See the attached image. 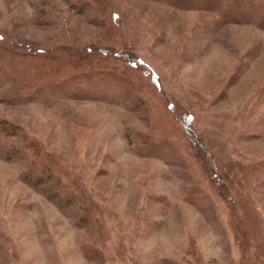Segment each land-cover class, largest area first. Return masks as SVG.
<instances>
[{"label":"rangeland","instance_id":"1","mask_svg":"<svg viewBox=\"0 0 264 264\" xmlns=\"http://www.w3.org/2000/svg\"><path fill=\"white\" fill-rule=\"evenodd\" d=\"M173 1L0 0V264H264V0Z\"/></svg>","mask_w":264,"mask_h":264},{"label":"trees","instance_id":"2","mask_svg":"<svg viewBox=\"0 0 264 264\" xmlns=\"http://www.w3.org/2000/svg\"><path fill=\"white\" fill-rule=\"evenodd\" d=\"M85 1L86 0H71V2H73L74 4L76 3V7L78 5L77 8H80L79 6L84 7L85 6ZM175 1L178 2L181 5H183V3L185 5V1L186 0H174L173 2H175ZM208 1H209V3L211 2V5H215L216 8L219 9L218 11L220 12V14H222L221 15L222 18H225V21H228L230 19H236L234 14H232V15L228 14V10H229L230 4L232 2L233 3H237L240 0H232L231 2L228 1L227 4L224 6V8H221L222 2H220V4H217V5L215 4V2L218 1V0H208ZM251 6H252V2H251ZM211 8H212V6H211ZM111 15H112L111 16L112 19L117 18V16H118V14L116 12H113ZM263 20L260 22L262 26H264ZM0 36H1V34H0ZM102 50H103V53H105V54L109 53V51L107 49H102ZM114 55H115L116 58L117 57L118 58H123V57L127 56V55H123L120 51H116L114 53ZM92 60H93V58H92ZM125 61H127V63L133 68H136L138 65H140L138 63H141L139 58H134V57H131V58L126 57ZM87 66H90V67H88V68H86L84 70L76 71V72L70 71L69 73L64 75L62 78H58L56 80H53V82H51V84H54V85H49V86H52V88L54 87L55 91L59 92L64 86L68 85L69 82H77V81H82V80L89 79V78H91L93 80H95L96 78L99 79V80H103L104 79L103 81H107V80L112 81L113 80L114 82H120V83L124 81L125 77L123 75H121L120 73H118L116 70H111V69L106 68V67L96 69L95 68L96 66H93V65H87ZM91 66H93V67H91ZM93 76H95V77H93ZM48 88H51V87H48ZM77 92H79V91L78 90L75 91V94ZM52 93H53V91H52ZM75 94L73 93V95H75ZM76 96H79V94H76L75 97ZM9 129L10 128H8V130Z\"/></svg>","mask_w":264,"mask_h":264}]
</instances>
